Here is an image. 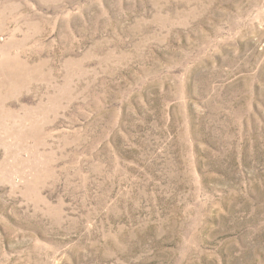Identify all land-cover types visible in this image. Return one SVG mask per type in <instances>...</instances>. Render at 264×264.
<instances>
[{
	"label": "rangeland",
	"instance_id": "1",
	"mask_svg": "<svg viewBox=\"0 0 264 264\" xmlns=\"http://www.w3.org/2000/svg\"><path fill=\"white\" fill-rule=\"evenodd\" d=\"M0 264H264V0H0Z\"/></svg>",
	"mask_w": 264,
	"mask_h": 264
}]
</instances>
